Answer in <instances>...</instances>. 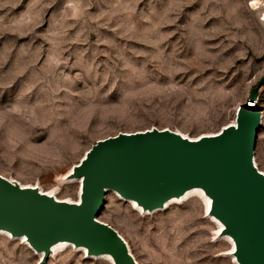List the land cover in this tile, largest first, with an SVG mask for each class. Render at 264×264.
<instances>
[{"label":"rangeland","instance_id":"obj_1","mask_svg":"<svg viewBox=\"0 0 264 264\" xmlns=\"http://www.w3.org/2000/svg\"><path fill=\"white\" fill-rule=\"evenodd\" d=\"M249 1L0 0V175L75 202L79 184L61 178L98 140L220 132L264 73ZM254 164L264 173V115ZM124 201L107 195L98 220L137 264H236L203 197L152 213ZM38 261L0 235V264ZM45 264L110 263L70 248Z\"/></svg>","mask_w":264,"mask_h":264},{"label":"water","instance_id":"obj_2","mask_svg":"<svg viewBox=\"0 0 264 264\" xmlns=\"http://www.w3.org/2000/svg\"><path fill=\"white\" fill-rule=\"evenodd\" d=\"M264 73L251 89L256 102ZM240 106L235 125L197 140L166 129L119 133L98 140L72 170L81 179V202L67 203L22 188L0 175V231L25 237L47 263L53 245L69 242L113 264H135L119 233L98 220L107 190L147 211L199 187L212 200L210 215L235 244L238 264H264V174L254 164L262 115ZM251 118V119H250Z\"/></svg>","mask_w":264,"mask_h":264},{"label":"bare ground","instance_id":"obj_3","mask_svg":"<svg viewBox=\"0 0 264 264\" xmlns=\"http://www.w3.org/2000/svg\"><path fill=\"white\" fill-rule=\"evenodd\" d=\"M252 3H254V4H257L258 3V0H252ZM247 103H248V101L246 102V105H247ZM251 108H253V109H257V107H256V104H254V105H251L250 106ZM235 115H236V113H235ZM263 115H264V113H263V111H262V120H263ZM262 120H261V125H262ZM229 125H235V120L233 121V122H231L230 124H228V125H226V126H224L222 129H224L225 127H227V126H229ZM261 128V127H260ZM153 129V128H152ZM221 129V130H222ZM166 130H168V129H166ZM220 130V131H221ZM218 133H220V132H218ZM218 133H216V134H218ZM179 134V133H178ZM216 134H206V135H201L200 137H198V138H194V139H192V138H189V137H186V136H184L183 134H180V135H182L184 138H187V139H190V140H197V139H200L201 137H203V136H213V135H216ZM88 152V151H87ZM86 152V153H87ZM85 153V154H86ZM85 154H84V156H85ZM84 156L82 157V159L84 158ZM81 159V160H82ZM80 160V161H81ZM77 165V164H76ZM76 165H74L73 167H75ZM73 167L66 173V175L65 176H63L62 178H61V182L64 184H67V183H78L79 184V187H78V199L74 202V201H72V200H69V199H63V200H59L56 196H55V194L54 193H52V192H43V191H41L38 187H35V186H25V185H22V184H19L22 188H32V189H37L42 195H47V196H49V197H52V198H55L56 200H58V201H64V202H67V203H77V204H80V202H81V179L79 178V179H76V178H71V175H72V170H73ZM261 173H263V172H261ZM264 174V173H263ZM11 182H13V183H17V182H15V181H12V180H10ZM109 194H112V195H115L118 199H120V200H125L124 202H126V203H128L130 206H132V208L134 209V210H136V211H141L142 213H145V212H148V213H152V212H158V211H162V210H164V209H166L167 207H169L170 205H172V204H175V203H177V202H179V201H183V200H187V199H190L191 197H194V196H201V197H203L207 202H208V206H207V218L211 221V222H213L214 224H216L217 226H218V232L219 233H221V231L223 230V229H225V227H224V225L218 220V219H216L215 217H213V216H211L210 215V209H211V205H212V200L205 194V192H204V190L203 189H201V188H199V187H195V188H192V189H190V190H188V191H186L183 195H181L180 197H173V198H171V199H169L165 204H164V207L163 208H159V209H156V210H154V211H147V210H144L142 207H140L139 205H138V203L137 202H135V201H130V200H126V199H124V198H122L118 193H116V192H114V191H111V190H107V195H109ZM147 213V214H148ZM0 235H2V236H9L11 239H16V240H18V241H22V243L24 244V245H27L28 247H29V249H31L34 253H35V255L38 257V259H39V261H40V259H41V257H42V254H40V253H37L36 251H34L31 247H30V245L28 244V242L26 241V238L25 237H13V236H11L8 232H5V231H3V230H1L0 231ZM220 239H222V240H224V241H226V242H228L229 244H230V247L232 248V250H233V253H234V251H235V244H234V242L232 241V239L229 237V236H227V235H222V234H220ZM124 240V239H123ZM126 243V242H125ZM126 245H127V243H126ZM70 248H72V249H75V250H77V251H79V252H81V253H84L85 255H86V257L87 258H89V259H100V260H104V261H107V262H109L110 264H113V260H112V258L110 257V255H100V256H92V255H88V253H87V249L86 248H84V247H76L74 244H72V243H69V242H59V243H57V244H55V245H53L52 246V248H51V255H50V258H53V257H55V256H57L59 253H61L62 251H64V250H67V249H70ZM127 248H128V252L130 253V251L131 250H129L130 248H129V245H127ZM130 255L132 256V254L130 253ZM133 257V256H132ZM133 259H134V257H133ZM233 259H234V261H235V263L236 264H238V262H237V260H236V258L233 256ZM135 260V259H134ZM38 261V262H39ZM135 264H137V262L135 261Z\"/></svg>","mask_w":264,"mask_h":264},{"label":"built area","instance_id":"obj_4","mask_svg":"<svg viewBox=\"0 0 264 264\" xmlns=\"http://www.w3.org/2000/svg\"><path fill=\"white\" fill-rule=\"evenodd\" d=\"M248 5H249V8L252 11L257 12V14L259 16V21L261 23H264V0H258V3L257 4H254V3H252V1H249V4ZM263 89H264V85L261 88V90H263ZM261 90L259 91V95H258V98H257L256 102H254L253 104H250V105L247 103L249 107L251 105H254V104H257V107H258V104H259V101H260V98H261ZM254 110H259L261 112V115H262V111L264 113V108L258 107V109H254Z\"/></svg>","mask_w":264,"mask_h":264},{"label":"snow or ice","instance_id":"obj_5","mask_svg":"<svg viewBox=\"0 0 264 264\" xmlns=\"http://www.w3.org/2000/svg\"><path fill=\"white\" fill-rule=\"evenodd\" d=\"M251 119V118H250Z\"/></svg>","mask_w":264,"mask_h":264}]
</instances>
